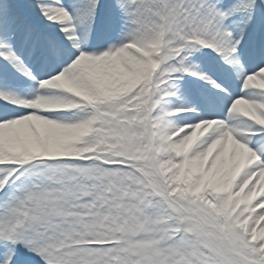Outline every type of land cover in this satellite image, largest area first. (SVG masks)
Masks as SVG:
<instances>
[{
	"label": "snow or ice",
	"instance_id": "1",
	"mask_svg": "<svg viewBox=\"0 0 264 264\" xmlns=\"http://www.w3.org/2000/svg\"><path fill=\"white\" fill-rule=\"evenodd\" d=\"M0 264H264V0H0Z\"/></svg>",
	"mask_w": 264,
	"mask_h": 264
}]
</instances>
